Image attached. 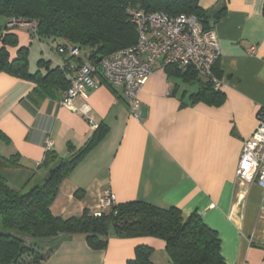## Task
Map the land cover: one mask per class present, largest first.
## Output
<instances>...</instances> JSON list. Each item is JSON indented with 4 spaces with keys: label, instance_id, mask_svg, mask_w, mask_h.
Wrapping results in <instances>:
<instances>
[{
    "label": "crops",
    "instance_id": "1",
    "mask_svg": "<svg viewBox=\"0 0 264 264\" xmlns=\"http://www.w3.org/2000/svg\"><path fill=\"white\" fill-rule=\"evenodd\" d=\"M200 6L207 12L225 9L211 26L219 43L214 75L221 82V104H192L189 96L208 81L184 83L159 62L138 93V118L121 90L103 82L67 108L60 94L30 99L34 83L0 73V131L10 141L0 142V155L18 154L20 168L38 174L48 140L55 156L65 159L104 128V137L60 183L51 205L61 196L59 215L94 213L110 191L116 204L136 201L176 208L184 217L199 215L216 232L225 264H264V192L255 182L235 178L243 141L264 109V0H200ZM16 29L19 46L28 48L30 73L65 64L56 46ZM48 242L56 248L41 264H126L140 245L153 250V264H168L163 242L152 238H109L103 251L91 249L82 235Z\"/></svg>",
    "mask_w": 264,
    "mask_h": 264
},
{
    "label": "trees",
    "instance_id": "2",
    "mask_svg": "<svg viewBox=\"0 0 264 264\" xmlns=\"http://www.w3.org/2000/svg\"><path fill=\"white\" fill-rule=\"evenodd\" d=\"M139 8L146 13L162 12L170 18L194 15L204 28H210L225 14V9L207 12L200 0H0V73L28 80L35 84L30 99H55L69 86L64 79V65L81 64L80 55L66 58L62 67L50 68L45 74L30 73L28 48L19 46L16 26L11 21L35 22L37 40L50 39L59 47L66 44L85 52L86 61L97 64L99 57L131 47L137 39L136 27L128 21L126 8ZM10 49H15L11 57ZM43 65V61H38ZM170 77L184 83L198 81L194 70L164 68ZM213 73L217 75L215 68ZM192 104L201 102L219 105L224 97L213 90L209 82L189 96ZM98 129L85 145L61 159L47 151L39 169L46 173L40 186L26 193L10 186L0 174V264H41L54 252L56 245L48 240L59 235H82L87 245L96 251L107 248L109 238H152L163 242L168 264H225L220 255V241L197 214L184 217L176 208L160 209L142 202L113 205L107 213L96 217L84 209L78 216L63 218L54 215L53 203L60 183L76 168L88 152L104 137ZM0 142L9 144L0 131ZM18 154L0 155V171L19 169ZM153 250L137 246L134 258L126 264H153Z\"/></svg>",
    "mask_w": 264,
    "mask_h": 264
},
{
    "label": "built area",
    "instance_id": "3",
    "mask_svg": "<svg viewBox=\"0 0 264 264\" xmlns=\"http://www.w3.org/2000/svg\"><path fill=\"white\" fill-rule=\"evenodd\" d=\"M125 12L128 21L136 27L135 44L102 57L96 65L90 62L65 64L63 75L69 86L60 95L61 106L71 108L79 94L95 90L103 82L121 90L130 114L138 118V93L157 62L162 68L194 70L214 91L221 90V82L213 73L220 52L212 27L204 28L194 15L170 18L162 12L146 13L132 7ZM8 26L27 27L33 33L36 30L35 22L11 21ZM66 46L59 47L57 53L67 58L80 54L77 47ZM81 112L85 116L88 114L85 109ZM88 123L91 129L97 128L89 117ZM45 146L46 151H51L53 144L48 140ZM235 178L245 183L255 182L264 192V109L258 111L256 127L243 141ZM115 204V196L110 191L103 192L94 215L99 217L107 213Z\"/></svg>",
    "mask_w": 264,
    "mask_h": 264
},
{
    "label": "rangeland",
    "instance_id": "4",
    "mask_svg": "<svg viewBox=\"0 0 264 264\" xmlns=\"http://www.w3.org/2000/svg\"><path fill=\"white\" fill-rule=\"evenodd\" d=\"M18 30V33H22L24 37V33H26L27 29L23 28V27H19L16 29V31ZM27 36V35H26ZM25 36V37H26ZM31 39H33L30 36ZM44 41V43H48L49 46H52L53 48L56 46L57 43H59V41H52V40H42ZM36 43V41H35ZM85 52H81V57L84 60H87L85 57ZM1 152V151H0ZM41 172L38 174H35L34 172H32L29 168L23 167L20 169H15V170H5V171H0V174L2 176H4L7 181L9 182L10 186H12L13 188H17V190H21L23 193L28 192L29 190H31L33 187L35 186H40L42 184V175H46V173L42 170H40ZM57 202L54 204L53 207L50 206V210L52 211V213L56 216H61L59 215V206L60 201H62L61 196L58 197V200H56ZM52 205V204H51ZM63 218H68L67 216H62Z\"/></svg>",
    "mask_w": 264,
    "mask_h": 264
},
{
    "label": "water",
    "instance_id": "5",
    "mask_svg": "<svg viewBox=\"0 0 264 264\" xmlns=\"http://www.w3.org/2000/svg\"><path fill=\"white\" fill-rule=\"evenodd\" d=\"M101 58H102V57H99V58L97 59V61L99 62V61L101 60Z\"/></svg>",
    "mask_w": 264,
    "mask_h": 264
}]
</instances>
